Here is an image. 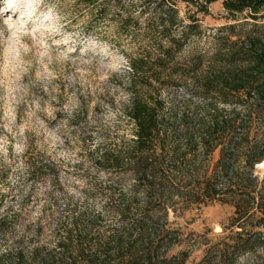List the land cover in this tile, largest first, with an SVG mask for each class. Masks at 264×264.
<instances>
[{"label": "rangeland", "instance_id": "rangeland-1", "mask_svg": "<svg viewBox=\"0 0 264 264\" xmlns=\"http://www.w3.org/2000/svg\"><path fill=\"white\" fill-rule=\"evenodd\" d=\"M27 3L18 0L15 14L9 10L0 17V201L8 217L0 256L10 252L14 260L20 250L22 264H31L35 247L54 255L74 217L89 226L88 244L103 256L107 242L115 246L123 223L119 205L130 200L135 184L126 166L112 165L135 137L134 122L125 114L131 98L136 93L144 101L164 99L165 126L168 122L173 130V112L187 105V113L196 114L204 103L191 97L195 89L188 78L175 73L167 81L165 74L176 65L202 71L225 64L230 34L262 29L242 16L234 20L222 0L179 2L177 22L169 30L152 10L129 17L127 10L141 9L145 0H39L23 28H9L4 20L11 16L17 21ZM5 7L0 0V9ZM230 24L236 25L233 31L226 28ZM173 39L174 58L162 65V80L149 79L161 68L155 58ZM131 58L146 61L133 83ZM194 121L196 115L192 128ZM218 158V149L211 154L191 149L183 165L213 167ZM255 173L263 178L264 165L257 164ZM183 186L164 181L157 192L161 199L152 206L162 218L169 206L168 219L184 242L172 252L187 248L190 264L202 257L205 233L216 238L234 208L212 203L190 209L192 185ZM235 264H264V244L242 253Z\"/></svg>", "mask_w": 264, "mask_h": 264}, {"label": "trees", "instance_id": "trees-1", "mask_svg": "<svg viewBox=\"0 0 264 264\" xmlns=\"http://www.w3.org/2000/svg\"><path fill=\"white\" fill-rule=\"evenodd\" d=\"M215 1L218 0H207V3ZM145 2L141 9L135 6L128 9L129 17L138 18L152 10L155 15L160 13V25L169 30L177 22L178 3L195 4L196 0ZM222 3L234 20L242 16L262 31L240 36L230 34L223 54L225 64L202 71L176 65L165 74L167 81H172L175 73L181 79L188 78L195 89L191 97L200 98L204 103L196 114L189 115L187 105V110L173 112V130L168 122L165 126L164 99L156 97L153 102L144 101L136 93L131 98L125 114L134 122L135 137L112 158V165L126 166L135 184L130 200L119 205L123 223L115 246L111 248L107 242L104 255L98 254L97 249L88 244L89 226L74 217L66 224L65 236L57 240L55 254L41 253L39 247H35L31 251L34 260L31 264H188L191 253L187 248L172 252L174 245L181 246L184 242L183 234L168 219L169 206H165L167 212L163 218L152 206L161 199L157 192L160 186L163 188L164 181L174 188L182 182L186 185L183 187L192 185L190 191L194 196L189 201L190 209L212 203L229 204L234 208L229 223L216 238L205 233L202 257L190 264H235L242 253L264 244V176L260 179L255 173L256 165L264 163V0H222ZM164 5L167 12L163 11ZM235 26L230 24L226 28L233 31ZM171 41L173 43L155 58L161 68L154 70L149 79L162 80L165 73L162 65L174 58L176 40ZM145 63L144 58L130 59L131 83ZM193 115H196V128L190 125ZM191 149L205 154L218 149L219 158L213 167L183 165ZM100 159H105V155ZM7 219L2 214L0 201L2 235ZM14 253V260L10 252L3 253L0 263L22 264L24 252Z\"/></svg>", "mask_w": 264, "mask_h": 264}, {"label": "clouds", "instance_id": "clouds-1", "mask_svg": "<svg viewBox=\"0 0 264 264\" xmlns=\"http://www.w3.org/2000/svg\"><path fill=\"white\" fill-rule=\"evenodd\" d=\"M39 0H28V3L26 5L25 11L21 14L19 19L17 21H13L12 17L9 16L6 20H4V23L8 25L9 28H14L17 24H19L20 28L24 27V24L26 23V20H30L32 15L34 14V5L37 4ZM6 7L3 9H0V17L3 16V14L9 10H13V14H15V6L18 3V0H5ZM50 16H46L45 20H50ZM44 26V21L41 22V27ZM40 29H34L33 31H39ZM15 35V34H14ZM43 55V53H42Z\"/></svg>", "mask_w": 264, "mask_h": 264}, {"label": "bare ground", "instance_id": "bare-ground-1", "mask_svg": "<svg viewBox=\"0 0 264 264\" xmlns=\"http://www.w3.org/2000/svg\"><path fill=\"white\" fill-rule=\"evenodd\" d=\"M261 165H264V163H263V164H261Z\"/></svg>", "mask_w": 264, "mask_h": 264}]
</instances>
